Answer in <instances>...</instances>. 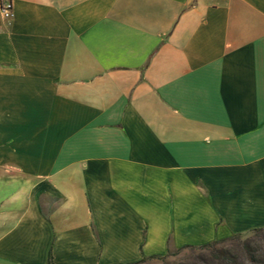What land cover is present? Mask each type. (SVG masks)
Returning a JSON list of instances; mask_svg holds the SVG:
<instances>
[{
  "label": "crops",
  "instance_id": "0c3cea01",
  "mask_svg": "<svg viewBox=\"0 0 264 264\" xmlns=\"http://www.w3.org/2000/svg\"><path fill=\"white\" fill-rule=\"evenodd\" d=\"M11 1L0 264H129L264 227V0Z\"/></svg>",
  "mask_w": 264,
  "mask_h": 264
},
{
  "label": "trees",
  "instance_id": "16d2710c",
  "mask_svg": "<svg viewBox=\"0 0 264 264\" xmlns=\"http://www.w3.org/2000/svg\"><path fill=\"white\" fill-rule=\"evenodd\" d=\"M234 242L240 245V254L231 253L222 247V244H234ZM183 250L197 253L191 258L192 264H214L215 261L219 264H264V227L254 228L246 233H236L201 245H184L173 251L168 248L164 254L142 256L129 264H138L150 259H165ZM46 264H53L50 252Z\"/></svg>",
  "mask_w": 264,
  "mask_h": 264
},
{
  "label": "rangeland",
  "instance_id": "374dc122",
  "mask_svg": "<svg viewBox=\"0 0 264 264\" xmlns=\"http://www.w3.org/2000/svg\"><path fill=\"white\" fill-rule=\"evenodd\" d=\"M244 237V236H243ZM222 247L234 254H240V245L236 242L234 244H222ZM172 251L175 249H171ZM197 253H191L190 251L183 250L180 253H173L167 256L165 259H150L138 264H192V257L196 256ZM214 264H219L216 261ZM251 264V263H247Z\"/></svg>",
  "mask_w": 264,
  "mask_h": 264
},
{
  "label": "built area",
  "instance_id": "2783aa9c",
  "mask_svg": "<svg viewBox=\"0 0 264 264\" xmlns=\"http://www.w3.org/2000/svg\"><path fill=\"white\" fill-rule=\"evenodd\" d=\"M0 13L3 18L9 19L13 15V5L11 0L0 1Z\"/></svg>",
  "mask_w": 264,
  "mask_h": 264
}]
</instances>
